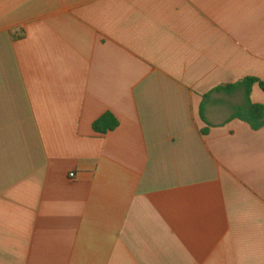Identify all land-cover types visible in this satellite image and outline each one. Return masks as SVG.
<instances>
[{"label":"crops","instance_id":"obj_1","mask_svg":"<svg viewBox=\"0 0 264 264\" xmlns=\"http://www.w3.org/2000/svg\"><path fill=\"white\" fill-rule=\"evenodd\" d=\"M246 77L264 0H0V264H264Z\"/></svg>","mask_w":264,"mask_h":264},{"label":"trees","instance_id":"obj_2","mask_svg":"<svg viewBox=\"0 0 264 264\" xmlns=\"http://www.w3.org/2000/svg\"><path fill=\"white\" fill-rule=\"evenodd\" d=\"M255 82H258L264 90V83L254 77H246L233 84L219 86L215 88V90H224L229 92L237 86H242L244 88L245 101L242 105L235 108L231 118H238L246 122L252 129L257 130L264 126V107L261 104L252 103L250 101L249 96L251 86ZM117 125V119L110 112H106L93 122L92 128L97 133H106L107 131L115 129Z\"/></svg>","mask_w":264,"mask_h":264},{"label":"built area","instance_id":"obj_3","mask_svg":"<svg viewBox=\"0 0 264 264\" xmlns=\"http://www.w3.org/2000/svg\"><path fill=\"white\" fill-rule=\"evenodd\" d=\"M69 177H73V173H69Z\"/></svg>","mask_w":264,"mask_h":264}]
</instances>
